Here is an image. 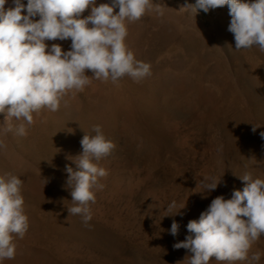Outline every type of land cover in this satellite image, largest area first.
I'll use <instances>...</instances> for the list:
<instances>
[{
	"label": "rangeland",
	"instance_id": "1",
	"mask_svg": "<svg viewBox=\"0 0 264 264\" xmlns=\"http://www.w3.org/2000/svg\"><path fill=\"white\" fill-rule=\"evenodd\" d=\"M153 2L140 20H125V44L136 60L151 65V76L134 82L126 75L113 83L86 71L90 83L68 91L56 112H34L24 136L15 131L21 121L0 114V142L6 145L0 175L23 180L29 221L23 239L13 234L15 258L0 264H188L192 253L173 247L190 234L187 223L198 220L216 196L230 199L234 189L242 190L239 177L264 180V53L255 46L234 49L226 5L196 15L181 8L195 0ZM89 14L90 8L82 15ZM46 43L67 51L71 40ZM8 124L13 130L4 134ZM94 125L115 149L95 161L108 175L99 178L103 189H94L89 229L79 215L68 216L74 205L65 166L76 170L69 157L82 152L80 140L95 134ZM205 177L221 183L207 192ZM173 220L180 225L176 236L170 233ZM257 252L264 264V235L249 257ZM209 264L218 262L213 257Z\"/></svg>",
	"mask_w": 264,
	"mask_h": 264
},
{
	"label": "clouds",
	"instance_id": "2",
	"mask_svg": "<svg viewBox=\"0 0 264 264\" xmlns=\"http://www.w3.org/2000/svg\"><path fill=\"white\" fill-rule=\"evenodd\" d=\"M0 0V114L5 121L14 117L21 121L16 134L24 136L33 123V113L42 108L56 112L62 97L70 90L82 91L92 78L117 83L126 75L134 82L151 76V65L136 60L126 44L128 34L125 20H140L154 7L153 0ZM227 6L231 21L228 31L235 40V50L257 47L264 53V0H195L181 8L208 13ZM90 8V14H82ZM118 9V11H115ZM162 14V6L155 4ZM38 17V19H37ZM71 40L70 50L46 41ZM253 126L252 131H256ZM3 133L13 130L11 124ZM94 135L84 134L80 140L82 152L69 157L76 165L65 166L66 185L70 188L72 207L68 216L79 215L89 229L92 220L90 204H95V190H102L99 178L108 172L95 161L108 157L115 144L106 138L100 125H94ZM264 138V132L260 133ZM6 148L0 142V149ZM245 186L234 189L230 199L223 195L212 199L198 220L187 223L190 233L185 240L173 245L192 253L188 264L218 262L235 264L237 261L259 262L261 253L249 257L252 244L264 235V180L250 174L239 177ZM207 192L221 183L214 177L203 178ZM47 182V181H46ZM45 182V183H46ZM23 180L11 172L0 175V261L14 259L16 244L13 234L23 239L29 229L21 195ZM175 202L168 211L175 208ZM177 212H175L176 214ZM168 216V215H166ZM180 225L173 220L170 233L178 235Z\"/></svg>",
	"mask_w": 264,
	"mask_h": 264
},
{
	"label": "built area",
	"instance_id": "3",
	"mask_svg": "<svg viewBox=\"0 0 264 264\" xmlns=\"http://www.w3.org/2000/svg\"><path fill=\"white\" fill-rule=\"evenodd\" d=\"M211 14H212V15H216V12H215V11H212Z\"/></svg>",
	"mask_w": 264,
	"mask_h": 264
}]
</instances>
